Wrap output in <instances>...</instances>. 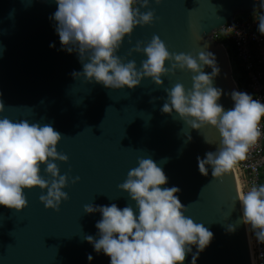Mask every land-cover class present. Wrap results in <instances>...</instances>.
Returning a JSON list of instances; mask_svg holds the SVG:
<instances>
[{
    "label": "water",
    "instance_id": "obj_1",
    "mask_svg": "<svg viewBox=\"0 0 264 264\" xmlns=\"http://www.w3.org/2000/svg\"><path fill=\"white\" fill-rule=\"evenodd\" d=\"M260 2L161 0L156 4L150 0L148 8L138 7L141 12L154 9L157 19L135 26L116 55L124 63L135 61L139 70L146 55H129V51L138 41L146 46L153 35L171 53L212 52L220 69L213 86L223 90L218 103L227 111L234 107L231 92L240 89L227 48L214 34L238 15L258 11ZM57 8L56 0H0V100L5 105L0 118L51 125L63 136L58 152L69 157L67 162L53 161L61 175L69 176L62 189L69 199L61 202L59 211L45 208L39 197L47 190L39 186L24 189L28 205L21 211L0 205V264H110L109 256L96 253L84 239L87 235L99 238L95 225L102 218L99 212L85 213L84 205H131L138 214L129 194L118 188L128 171L138 166V158L154 160L168 178L162 187L180 188L176 195L187 206L185 215L213 232L196 264H253L250 231L238 222L241 206L238 200L233 202L243 189L238 166L222 178L211 175V166L207 176L199 171L197 157L204 158L219 147L218 130L210 125L191 129L175 111L161 112L165 89L177 82L190 89L194 73L177 68L174 74L161 77L163 85L146 77L135 89H109L83 75L74 78L71 73L81 72L83 65L78 52L62 50L57 22L50 19ZM171 64L166 61L165 66L171 68ZM204 71L212 69L205 66ZM263 152L264 137L258 152L238 163ZM44 168L42 164L41 175L49 179ZM76 176L80 180L71 183ZM230 224L237 225L235 232L226 231ZM192 247L195 252L196 246ZM191 260L189 253L184 264Z\"/></svg>",
    "mask_w": 264,
    "mask_h": 264
},
{
    "label": "clouds",
    "instance_id": "obj_2",
    "mask_svg": "<svg viewBox=\"0 0 264 264\" xmlns=\"http://www.w3.org/2000/svg\"><path fill=\"white\" fill-rule=\"evenodd\" d=\"M56 3L58 8L50 19L57 22L62 50L78 52L83 65L81 72L71 73L74 78L83 75L90 83L109 89L125 86L135 89L146 77L156 85H163L161 77L169 72L174 74L177 68L194 73L190 89L179 82L165 89L167 99L161 112L171 115L175 111L191 129L210 125L218 130L217 150L207 152L204 158L197 157L202 175H208V166L214 178L229 174L261 140L264 102L245 91H233L230 95L234 107L225 111L218 103L223 90L213 86L220 69L212 52L200 51L198 56L171 53L165 42L153 35L146 46L142 47L143 42L138 41L129 51V55L132 52L146 55L139 70L135 61L124 63L116 55L125 36L135 26L148 25L157 19L154 9L140 11V7H149L150 0H56ZM155 3L160 4L161 0ZM259 9L254 19L258 22V32L264 35V0L259 3ZM2 51L0 46V54ZM166 61L172 62L171 68L165 66ZM205 66L212 71L205 72ZM4 109L0 100V112ZM62 138L49 124L0 118V205L21 211L28 205L24 189L39 186L47 190L39 197L45 208L59 211L61 202L69 199L68 193L62 190L67 187L69 176L61 175L53 162L69 159L57 150ZM187 139L190 141L192 137L188 135ZM204 140L211 143L207 138ZM42 164L46 165L44 172L49 179L41 175ZM79 180L76 176L71 178V183ZM167 180L154 160L138 158V166L130 169L125 181L118 185L135 202L138 214L131 205L119 208L115 203L85 204V213L99 212L102 218L95 225L99 238L87 235L84 239L93 245L96 253L109 256L110 264H184L189 253H192L191 264H196L214 234L203 223L185 215L187 206L176 195L180 188L162 187ZM236 200L242 211L238 222L251 230L258 243L264 244V184L253 185L247 191L238 190L234 204ZM236 227L230 224L226 231L235 232ZM192 246H196L195 252ZM87 259L91 261L93 256L89 254Z\"/></svg>",
    "mask_w": 264,
    "mask_h": 264
},
{
    "label": "built area",
    "instance_id": "obj_3",
    "mask_svg": "<svg viewBox=\"0 0 264 264\" xmlns=\"http://www.w3.org/2000/svg\"><path fill=\"white\" fill-rule=\"evenodd\" d=\"M255 19L239 20L234 18L214 34L224 33L234 42L235 56L245 70L254 99L264 102V35L258 32ZM262 138L264 137V119L261 121ZM261 138V140H262ZM261 140L250 148L247 158L254 156L260 147ZM264 164V152L248 162L237 163L241 176L242 188L249 190L253 185H260L259 176ZM250 231L251 253L253 264H264V244L258 243Z\"/></svg>",
    "mask_w": 264,
    "mask_h": 264
},
{
    "label": "trees",
    "instance_id": "obj_4",
    "mask_svg": "<svg viewBox=\"0 0 264 264\" xmlns=\"http://www.w3.org/2000/svg\"><path fill=\"white\" fill-rule=\"evenodd\" d=\"M260 11L261 10L259 9L258 11H256L255 14H254V12L242 13V14L238 15L236 18L239 20L254 19L255 15H258L260 13ZM216 39L218 41H220L221 43H223L227 48L228 54H229L230 59H231L233 77L235 78V80L239 86L240 91H245V92H247L253 96L250 88L248 87V82H249L248 76H247L245 70L243 69V67L240 65L237 57L235 56V50H234L235 44H234L233 40L222 32L217 33ZM253 98H254V96H253ZM259 180H260V184H264V164L261 168Z\"/></svg>",
    "mask_w": 264,
    "mask_h": 264
}]
</instances>
